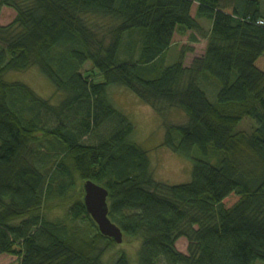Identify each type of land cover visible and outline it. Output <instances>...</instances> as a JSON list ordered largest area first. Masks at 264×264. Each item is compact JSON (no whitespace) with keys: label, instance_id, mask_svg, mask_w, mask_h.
Masks as SVG:
<instances>
[{"label":"trees","instance_id":"1","mask_svg":"<svg viewBox=\"0 0 264 264\" xmlns=\"http://www.w3.org/2000/svg\"><path fill=\"white\" fill-rule=\"evenodd\" d=\"M4 6L16 17L0 25V256L105 264L116 242L100 232L78 183L92 180L109 191V218L124 239L141 240L138 264L264 263V70L256 64L264 0H0ZM136 32L137 59L121 60L124 38ZM197 34L206 40L202 57L186 67L181 46L179 60L164 64L178 37L195 42ZM33 67L55 86L56 103L5 79ZM112 86L160 115L184 113V123H169L164 145L192 161L189 182L154 178ZM245 119L251 129H238ZM62 203L67 218L49 219ZM113 264L131 262L121 251Z\"/></svg>","mask_w":264,"mask_h":264},{"label":"rangeland","instance_id":"2","mask_svg":"<svg viewBox=\"0 0 264 264\" xmlns=\"http://www.w3.org/2000/svg\"><path fill=\"white\" fill-rule=\"evenodd\" d=\"M16 17L15 10L2 7L0 10V25L11 24ZM204 26H207V21H201ZM198 35V34H197ZM199 38V35L197 36ZM143 43V36L136 32L133 36H126L121 47L120 53L121 60L131 61L140 53ZM181 46L185 48V66L192 65L196 58L204 55L206 48V40L199 38L198 41H191L189 36L178 37L177 43L167 51L164 55V64L172 65L179 60ZM257 66L264 70V55L256 62ZM91 64L87 63L83 71L91 73ZM5 79L8 81H20L29 85L41 97L52 100L56 103L61 96L56 92L53 83L39 70L37 67L30 68L26 71H12L6 74ZM97 81H101V77H96ZM211 85L208 91L203 85L204 89L210 99H215L214 85ZM110 98L116 108L124 112L132 121L134 131L131 140L141 145L148 151L151 160V169L153 176L156 180L168 184H183L191 180L193 163L176 152L172 151L169 147L164 145L169 123L179 124L186 121L184 113H181L176 108H171L170 111L164 115H160L154 108L138 98L133 92L129 91L123 86H112L109 89ZM253 123L249 119H245L238 129L249 130ZM79 186L84 188L83 182L79 181ZM57 202V201H56ZM68 205L56 206L52 211H49V219L55 220L57 218H67ZM83 224V223H81ZM141 247V240H128L124 239L123 243L111 246L104 255L105 264H113L118 253L125 251L129 256L131 264H138V252ZM178 247L182 251H187V241L180 239ZM0 264H18V257L12 255H1ZM256 264H264L258 261Z\"/></svg>","mask_w":264,"mask_h":264},{"label":"water","instance_id":"3","mask_svg":"<svg viewBox=\"0 0 264 264\" xmlns=\"http://www.w3.org/2000/svg\"><path fill=\"white\" fill-rule=\"evenodd\" d=\"M85 206L93 220L96 222L100 232L112 238L117 244L124 241L122 230L109 218V191L102 185L92 180H87L84 184Z\"/></svg>","mask_w":264,"mask_h":264},{"label":"built area","instance_id":"4","mask_svg":"<svg viewBox=\"0 0 264 264\" xmlns=\"http://www.w3.org/2000/svg\"><path fill=\"white\" fill-rule=\"evenodd\" d=\"M261 24H263L264 22L263 21H260Z\"/></svg>","mask_w":264,"mask_h":264}]
</instances>
